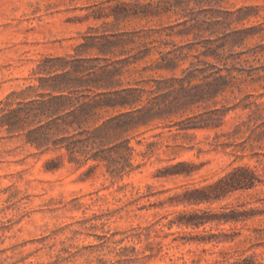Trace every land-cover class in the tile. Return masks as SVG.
Listing matches in <instances>:
<instances>
[{"label":"rangeland","instance_id":"1","mask_svg":"<svg viewBox=\"0 0 264 264\" xmlns=\"http://www.w3.org/2000/svg\"><path fill=\"white\" fill-rule=\"evenodd\" d=\"M237 167L255 186L214 197ZM245 258L264 264V0H0V264Z\"/></svg>","mask_w":264,"mask_h":264},{"label":"trees","instance_id":"2","mask_svg":"<svg viewBox=\"0 0 264 264\" xmlns=\"http://www.w3.org/2000/svg\"><path fill=\"white\" fill-rule=\"evenodd\" d=\"M55 102L57 103V110H62L64 108L63 102L64 98H55ZM51 104L48 106L50 107ZM71 115L76 117L74 113H71ZM194 127H202L201 125H196ZM178 166H184V163H177L175 167ZM257 177L255 172L248 168V167H237L234 170H232L229 174L219 179L214 185L211 186L215 190L214 197H218L219 195H222L223 193L227 192H235V191H244L247 189H251L255 186V183L257 182ZM187 194H189L191 197L187 198L188 202L190 203H201L203 201H209L211 198L209 194L207 195L204 191V189H194L187 191ZM193 197V198H192ZM208 220H198L195 222H187L191 225L199 226L204 224ZM244 262L248 264V259H244Z\"/></svg>","mask_w":264,"mask_h":264}]
</instances>
